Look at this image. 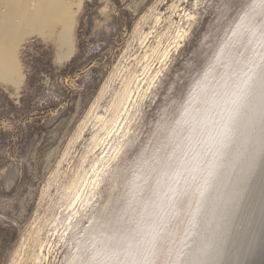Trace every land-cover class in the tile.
Wrapping results in <instances>:
<instances>
[{
    "label": "bare ground",
    "instance_id": "6f19581e",
    "mask_svg": "<svg viewBox=\"0 0 264 264\" xmlns=\"http://www.w3.org/2000/svg\"><path fill=\"white\" fill-rule=\"evenodd\" d=\"M162 1L140 16L77 123L9 264H54L61 253L63 264H264V0H243L227 24L224 0L180 99L164 71L203 14L182 23L187 0ZM82 2L0 0V80L22 85L20 48L35 33L69 58ZM164 87L166 105L134 150Z\"/></svg>",
    "mask_w": 264,
    "mask_h": 264
},
{
    "label": "rangeland",
    "instance_id": "374dc122",
    "mask_svg": "<svg viewBox=\"0 0 264 264\" xmlns=\"http://www.w3.org/2000/svg\"><path fill=\"white\" fill-rule=\"evenodd\" d=\"M155 1L83 0L74 29L76 48L62 61L58 59L60 51L54 38L46 40L35 33L22 42V85L18 88L0 80V264H9L36 210L42 213L41 192L57 165V159L105 84L138 19ZM169 1L163 0L160 8L163 9ZM226 1L230 12L222 20L224 24L231 23L238 15L231 17L243 0ZM225 2L204 0L196 6V0H187L180 8L182 23L186 22L185 12L203 15L195 23L196 28L180 49L176 61L168 62V70L164 71L167 83L176 79L174 95L179 99L186 86L189 88L196 78V72L191 73L188 75L190 80L185 82L191 63L188 61L194 59L204 35L221 22L217 15L224 9ZM219 30L216 28L217 33ZM212 47L210 45L207 54L211 53ZM117 86L118 83L114 84L112 89ZM164 89L159 91V97L153 103L146 104L140 138L134 150L140 148L154 130L153 126L166 105ZM107 101L101 102L103 109ZM55 130L57 133L52 137ZM91 132L89 128L86 134ZM82 144L84 146L85 142ZM54 149L53 157L49 159L48 154ZM65 167H68L67 163ZM11 176L14 180L8 188ZM62 259L61 253L54 264H63Z\"/></svg>",
    "mask_w": 264,
    "mask_h": 264
},
{
    "label": "snow or ice",
    "instance_id": "6c2138e0",
    "mask_svg": "<svg viewBox=\"0 0 264 264\" xmlns=\"http://www.w3.org/2000/svg\"><path fill=\"white\" fill-rule=\"evenodd\" d=\"M9 191H11V190H9Z\"/></svg>",
    "mask_w": 264,
    "mask_h": 264
}]
</instances>
